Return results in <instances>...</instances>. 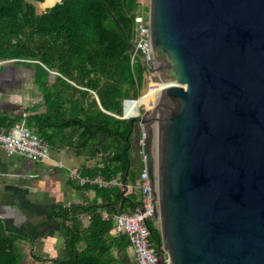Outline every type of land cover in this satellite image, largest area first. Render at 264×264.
Segmentation results:
<instances>
[{
  "label": "water",
  "instance_id": "1",
  "mask_svg": "<svg viewBox=\"0 0 264 264\" xmlns=\"http://www.w3.org/2000/svg\"><path fill=\"white\" fill-rule=\"evenodd\" d=\"M149 20L151 55L130 40L145 68L134 100L155 85L156 101L117 117L143 137L160 252L264 264V0H150Z\"/></svg>",
  "mask_w": 264,
  "mask_h": 264
},
{
  "label": "trees",
  "instance_id": "2",
  "mask_svg": "<svg viewBox=\"0 0 264 264\" xmlns=\"http://www.w3.org/2000/svg\"><path fill=\"white\" fill-rule=\"evenodd\" d=\"M138 1L59 0L38 14L27 0H0V62L14 61L30 71L42 95L40 103L11 113L0 111V128L9 130L24 121L51 147L81 148L90 158L100 159L95 167L81 168V176L118 182L100 187L73 181L81 191H94L95 199L55 205L53 216L65 248L49 264H138L128 254V236L119 234L118 244L110 241L114 216L141 205L132 171L138 135L130 120L119 118L124 101L139 98L143 87L145 68L130 47ZM82 216L91 218L87 228ZM148 227L150 242L163 257L159 225L151 221ZM23 240L8 232L0 217V264H22L18 243ZM115 247L121 251L117 257L112 253Z\"/></svg>",
  "mask_w": 264,
  "mask_h": 264
},
{
  "label": "crops",
  "instance_id": "3",
  "mask_svg": "<svg viewBox=\"0 0 264 264\" xmlns=\"http://www.w3.org/2000/svg\"><path fill=\"white\" fill-rule=\"evenodd\" d=\"M25 87L27 86H21L20 89ZM37 95L41 93L34 85L31 97L35 98ZM31 97L29 93L21 91L15 95V108L10 111L0 108V111L11 113L23 106V101L32 100ZM7 106L10 105L3 104V107ZM136 108L137 105L130 106L126 109V114L136 113ZM50 149L53 155L50 154L49 159L27 162L23 157H9L0 148V217L4 220L8 232L25 238L18 243L19 250L24 255L22 264H39L38 258L48 260L46 263L49 264L50 260L61 257L65 240L59 221L53 216L55 205L84 204L93 201L96 195L94 191L79 190L70 178L69 170L80 171L85 166L95 167L100 159L90 158L81 148L50 146ZM60 164L64 167H60ZM13 178H18L17 184H6V180ZM103 214L106 215L105 212ZM81 219L83 228H87L91 222L90 216H82ZM118 236L112 229L110 241L118 244ZM22 247L25 250H22ZM112 253L117 257L121 251L115 247ZM128 254L132 258L131 247Z\"/></svg>",
  "mask_w": 264,
  "mask_h": 264
},
{
  "label": "built area",
  "instance_id": "4",
  "mask_svg": "<svg viewBox=\"0 0 264 264\" xmlns=\"http://www.w3.org/2000/svg\"><path fill=\"white\" fill-rule=\"evenodd\" d=\"M139 9L135 18L134 42L137 50L144 55L150 56L151 47V29L149 20L150 0H139ZM134 58H136L133 55ZM159 88L152 85V88ZM136 100L128 99L125 101L124 107L136 103ZM143 142V137H140ZM141 147V146H140ZM0 148H2L9 157L19 156L30 160H47L50 158V145L39 137L34 130L28 128L24 121L16 123L9 130L0 128ZM141 149V148H140ZM142 161H143V154ZM60 167H64L60 164ZM69 176L80 186L90 183L91 185H99L100 187H109L118 184L113 182H105L100 178L90 179L81 176L78 169L69 170ZM135 187L141 194V205L131 213H120L114 216V231L117 234L128 236L132 242L136 261L138 264H169L166 257H159L158 252L153 248L150 242L151 230L148 223L159 222L156 214L159 211V204L156 195L151 187V180L147 170L143 167L140 172L138 182ZM68 204L65 206H71Z\"/></svg>",
  "mask_w": 264,
  "mask_h": 264
},
{
  "label": "rangeland",
  "instance_id": "5",
  "mask_svg": "<svg viewBox=\"0 0 264 264\" xmlns=\"http://www.w3.org/2000/svg\"><path fill=\"white\" fill-rule=\"evenodd\" d=\"M28 2L33 3L36 6V10L38 14L44 13L47 9H49L50 7H52L55 3H57L59 0H44L43 2H37L35 0H27ZM14 61H2L0 62V108H2V110L5 111H10L11 108H15L16 106V99H15V95H17V93H21V91L23 92H27L29 93V97H31L32 95V88H33V83H32V77H31V72L28 70H25L24 67H19L16 66L15 64H13ZM2 68V69H1ZM21 86H27L24 89H20ZM152 90H157V88L155 89L152 88ZM2 93V94H1ZM15 94V95H14ZM42 95H37L35 96V98L31 97L32 100H30L29 102H25L23 101V106L25 107L28 105H33L36 103H40L42 101ZM149 98V105L147 108L151 109L153 108L155 101H156V94L152 93L148 96ZM15 102V103H11V102ZM7 103L10 106L7 108L3 107V104ZM11 103V104H10ZM5 108V109H4ZM17 108L14 110L16 111ZM8 113V112H6ZM52 150L50 149V154H52L51 152ZM27 159V162H31L32 160ZM7 183L6 184H17L18 183V178H13L9 181L6 180ZM12 181V182H11ZM22 250H25V248L22 247ZM132 250V260L136 262V257H135V253H134V249L131 247ZM23 264H29V263H23Z\"/></svg>",
  "mask_w": 264,
  "mask_h": 264
},
{
  "label": "flooded vegetation",
  "instance_id": "6",
  "mask_svg": "<svg viewBox=\"0 0 264 264\" xmlns=\"http://www.w3.org/2000/svg\"><path fill=\"white\" fill-rule=\"evenodd\" d=\"M138 137H136V139L134 140V146H133V167H132V171L135 173V178H137L136 180V184L138 182V178H139V175H140V166H141V163L140 162L142 160V155H141V147L139 146V134L137 133Z\"/></svg>",
  "mask_w": 264,
  "mask_h": 264
},
{
  "label": "bare ground",
  "instance_id": "7",
  "mask_svg": "<svg viewBox=\"0 0 264 264\" xmlns=\"http://www.w3.org/2000/svg\"><path fill=\"white\" fill-rule=\"evenodd\" d=\"M152 93H155L157 95V90H151L145 97H143L140 101L134 103V104H130L127 106V109L130 107V106H133V105H137V107L142 104V105H145L146 107H148L149 105V95L152 94ZM148 104V105H147Z\"/></svg>",
  "mask_w": 264,
  "mask_h": 264
}]
</instances>
